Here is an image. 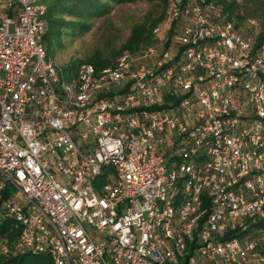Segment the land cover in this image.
Returning a JSON list of instances; mask_svg holds the SVG:
<instances>
[{
	"label": "built area",
	"instance_id": "obj_1",
	"mask_svg": "<svg viewBox=\"0 0 264 264\" xmlns=\"http://www.w3.org/2000/svg\"><path fill=\"white\" fill-rule=\"evenodd\" d=\"M48 1L0 0V254L264 264V20L168 0L171 33L66 75Z\"/></svg>",
	"mask_w": 264,
	"mask_h": 264
},
{
	"label": "trees",
	"instance_id": "obj_2",
	"mask_svg": "<svg viewBox=\"0 0 264 264\" xmlns=\"http://www.w3.org/2000/svg\"><path fill=\"white\" fill-rule=\"evenodd\" d=\"M135 1L137 0H49L47 13L48 30L44 36V44L49 56L56 51L65 35H75L76 32L82 34L89 30L97 17L110 13L113 4ZM162 1L165 5L168 4V0ZM235 9H237L236 18H261L259 15L264 16V0H243L233 5L225 4L224 10L231 16L234 14ZM163 16L164 13L154 19L151 24L135 26L128 39L119 49L113 51L111 55H105L102 51H96L85 60H78L73 63L67 69L69 71L74 70L72 72H75L81 63L89 62L94 64L97 71H101L114 65L116 58L123 51H134L141 43L146 45L156 42L158 34L154 32V29L158 27ZM11 225L12 221L10 220L3 223L0 222V235L5 233ZM48 257L46 255H32L30 253L10 257L0 254V264H52L51 259Z\"/></svg>",
	"mask_w": 264,
	"mask_h": 264
},
{
	"label": "rangeland",
	"instance_id": "obj_3",
	"mask_svg": "<svg viewBox=\"0 0 264 264\" xmlns=\"http://www.w3.org/2000/svg\"><path fill=\"white\" fill-rule=\"evenodd\" d=\"M223 9L225 4L233 5L243 0H214ZM237 9L231 16L226 12L236 24L244 21V18H236ZM164 13L163 19L158 24L155 33L163 35L172 31V26L168 24V4L162 0H137L113 4L110 13L97 17L92 27L82 34L76 32L75 35L69 34L63 37L61 44L56 51L51 54L59 69L64 70L67 75L69 68L78 60H85L96 51H102L105 55H111L113 51L128 39L132 29L140 24H151V22ZM261 19L264 20L263 15ZM259 18V17H258ZM159 40V39H157ZM143 45L142 43L139 46ZM66 69V70H65ZM74 71V70H72ZM48 257V256H47ZM50 258V257H48ZM44 259H46L44 257Z\"/></svg>",
	"mask_w": 264,
	"mask_h": 264
}]
</instances>
